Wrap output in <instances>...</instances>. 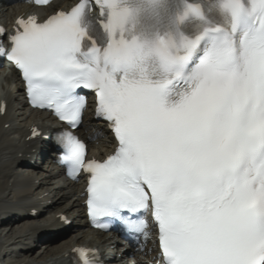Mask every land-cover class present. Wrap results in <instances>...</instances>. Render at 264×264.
Wrapping results in <instances>:
<instances>
[{
  "label": "snow or ice",
  "instance_id": "obj_1",
  "mask_svg": "<svg viewBox=\"0 0 264 264\" xmlns=\"http://www.w3.org/2000/svg\"><path fill=\"white\" fill-rule=\"evenodd\" d=\"M14 25L0 56L68 126L60 159L87 176L94 226L146 234L150 213L162 264H264V0H78ZM80 89L117 142L103 161L75 135Z\"/></svg>",
  "mask_w": 264,
  "mask_h": 264
},
{
  "label": "bare ground",
  "instance_id": "obj_2",
  "mask_svg": "<svg viewBox=\"0 0 264 264\" xmlns=\"http://www.w3.org/2000/svg\"><path fill=\"white\" fill-rule=\"evenodd\" d=\"M68 1L70 0H57L49 8L43 9L42 11L64 7ZM25 8H27L26 5L21 10V13L24 11ZM6 72L7 76L5 77L4 81L0 80V86H2L1 88L5 94H9V97H12L10 95L14 88L10 89V80L16 78L17 75L13 70L8 71L6 69L5 73ZM19 105L25 106V103L21 101ZM13 108L14 105H12L10 98V100L8 101V109L6 115L4 117L0 116V229L8 230L9 233L12 232L16 220L19 218V214H22L20 220L25 219L29 212L28 208H30V206L36 207L39 201L38 196L43 191H45L46 182L49 181L43 180L40 187L36 188L34 185V180L36 179V176L33 174L30 175L29 173L28 175H25V173L21 174L24 171L22 172L19 168H21L23 164L19 163L22 165L17 166L19 159H17L16 157V153L19 151V149H21V145H23L24 138H26L27 135L30 134V131L28 132L25 126H28L29 122L35 118H45L46 114L39 112L35 114L29 113L27 109H22V113L20 116L21 127L17 129L14 128V130L13 127H10V129H6L5 125L8 123L10 124L14 121ZM91 127L92 131H88L86 130V128H84L82 130V135L89 141L91 148H93V154L96 156H101L103 152L108 150L111 144L113 143L112 137L110 135V132L107 130V126L103 124H94ZM11 131H15V133H12ZM98 134L99 138H97ZM98 145L102 147H98ZM57 188L58 191L55 196V205L68 202V206L63 207H69V211L72 208L80 210L79 217L82 218L79 225L77 224V227L75 228H78L80 233L82 232L85 234L87 232V224L84 220H82L84 217V213L83 208L81 206L82 200L79 198L81 185L75 184L72 189L69 188L71 190L70 193H67L65 189L62 188V186L60 185H57ZM68 214H70V212H68ZM5 217L9 218L8 221L5 223L6 225H4V223L2 222V219ZM33 225L34 224H31L30 226H28L27 229L23 230L21 232V235L31 240L32 242H36L40 234L37 232V230L39 229L36 226L34 228ZM88 235L85 234L86 238H89ZM78 237L79 235L73 237L71 240L67 241L65 245H79L80 243H76V239H78ZM91 238L93 240H100L99 236L97 237L96 235H93V237ZM53 240L55 239L50 238L46 241L43 240V247L45 250L44 255L46 256V258H44L43 256V261H47V259H49V261L38 264L65 263V254H67L73 246H71V248L68 250H64L65 245L53 246L51 244ZM145 242L149 244L148 246H146L145 251L147 254H151L150 258L152 259V257L155 256V252H157L156 245H154L151 240H145ZM8 243L9 242L7 241V246ZM34 251L35 249L30 248L29 246L23 247L17 255L19 264H30V260L32 258L31 255L34 253ZM143 252L144 248H137L132 246L129 250V255H134L136 253L141 254ZM15 263L17 264V262Z\"/></svg>",
  "mask_w": 264,
  "mask_h": 264
},
{
  "label": "rangeland",
  "instance_id": "obj_3",
  "mask_svg": "<svg viewBox=\"0 0 264 264\" xmlns=\"http://www.w3.org/2000/svg\"><path fill=\"white\" fill-rule=\"evenodd\" d=\"M1 68V67H0ZM5 69V68H4ZM5 71H6V69H5ZM2 72H3V70H0V76H1V74H2ZM0 79H1V77H0ZM19 105V104H18ZM86 130H88V131H92V127H87L86 128ZM94 131V130H93ZM94 133V132H93ZM98 147H102V146H100V145H98ZM24 173H31V172H28V171H26V172H23V174ZM26 175V174H25ZM34 175V174H33ZM46 188V187H45ZM69 199V198H68ZM66 201H69V200H66ZM65 201V202H66ZM71 203V202H70ZM70 203H69V205H70ZM68 204V202H66V203H63V205L62 204H59V205H57V206H68L67 205ZM74 209V210H73ZM68 212H70V215H72V214H76L77 213V210H76V208H72L70 211L68 210ZM71 212H72V214H71ZM23 220V219H22ZM78 221H79V218L77 219ZM27 224V223H26ZM25 225V223L22 225V226H24ZM77 225V224H76ZM21 227V226H20ZM19 227V225H17V224H14V229H13V231H12V233H10L9 235H7L6 237H0V239H1V241H8V240H11L12 238H14L16 235H18L19 233H18V229L20 228ZM28 227H25L23 230H25V229H27ZM16 229V230H15ZM22 230V231H23ZM77 230L78 229H76V228H74V229H72L70 232H68L65 236H64V238H63V240L61 241V239L59 238V237H61V236H57V237H52L53 239H55V240H53L52 241V245L53 246H62V245H65V243L67 242V241H69V240H71L73 237H75V236H77L78 235V232H77ZM21 231V232H22ZM79 231V230H78ZM37 241V240H36ZM30 244H34V245H36V242H32L31 240H30V242H29ZM28 243V244H29ZM143 244H144V246L143 247H140V248H144V247H146V246H148L149 244L148 243H146L145 242V240H144V242H143ZM28 246V245H27ZM66 246V245H65ZM25 247V246H24ZM122 251V250H121ZM44 253H45V250H44V247H43V242H39V244H37V248H35V251H34V253L31 255L32 256V258H31V260H30V264H38V263H42V262H47V261H49V259H47V261H43V256H44V258H46V256L44 255ZM19 254V251H18V253H16V254H14L13 256H11L10 258H7V259H5L4 261H2V262H0V264H16L15 262H17V264H19V261H18V258H17V255ZM151 254H149V256H150ZM149 256H147V255H142V256H140L139 257V259H141V261H139L140 262V264H147V262L149 261ZM151 259V258H150ZM134 261H136L137 262V260H134V258H131V257H126L125 258V264H134ZM33 262V263H32ZM142 262V263H141Z\"/></svg>",
  "mask_w": 264,
  "mask_h": 264
}]
</instances>
